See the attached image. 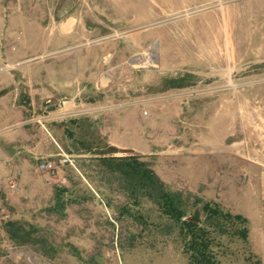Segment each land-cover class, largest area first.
Segmentation results:
<instances>
[{"label":"rangeland","instance_id":"374dc122","mask_svg":"<svg viewBox=\"0 0 264 264\" xmlns=\"http://www.w3.org/2000/svg\"><path fill=\"white\" fill-rule=\"evenodd\" d=\"M21 1L25 6L35 5L33 9H36L34 11L41 21L48 22L51 18L49 33L55 29L56 20L72 16H79L81 20L83 17L85 23L95 20L99 27L108 26V41L114 44L122 42L133 53L128 61L133 69L124 77L134 87L146 86L148 79L155 82V88L158 87L157 71L161 68L157 66V56L154 55L155 63L147 68L144 67L141 54L149 51V48H157L158 45H154L152 41L157 40L163 31L182 38L189 37L191 23L198 13H203L201 17L207 16L205 18L212 22V15H219V20H224V26L229 31H234L239 44H235L236 49L229 52V56L235 70L240 69L242 58H264V0H205V5L198 7V10H185L188 8L186 6L179 11H170L168 8L172 6H164L163 3L158 5L155 0ZM161 8L167 9L159 13L157 9ZM92 45L87 43L86 46ZM136 59L139 62L137 67H133L135 62L132 61ZM18 62L9 61L4 65ZM143 70L150 72V78L145 79L147 71L142 73ZM180 72L171 68L166 71L165 77H177ZM235 88L229 94L233 101H241L243 93L252 102L261 96L263 103L254 106L264 121V87H261L260 93L253 94L252 90L256 86L245 90L240 86ZM234 111L233 108L229 109L230 128L240 126L234 119ZM116 113L128 119L120 125L118 135H133L138 132L143 139L150 142V148L146 152L117 149L115 156L137 155L140 160L151 165L169 189L185 195L191 194L193 203L195 198L216 202L226 212L252 220L254 214L261 211L258 198L260 183H264V130L262 138L256 136L257 131L254 128L248 134L246 131L240 133V130L235 132V138L229 140L227 156L217 157L205 153V149L191 147L190 142L193 141L190 140L189 122L183 126L181 139H175L173 133L163 139L156 131L157 109L150 116H144L143 112L135 116L136 112L132 109L116 110ZM136 118L143 123L139 131L134 126ZM105 143L104 141L103 144ZM61 149L65 150L61 147L59 153ZM74 150L72 153L81 155V158L98 157L96 154L86 156ZM255 150L262 152L257 154ZM58 155L53 159H58ZM33 161L38 162V159L33 158ZM35 162H30L35 168V175L27 177L25 184L21 180L17 191L10 189V192H6L5 183L0 187V264H190L184 253L183 243L176 233L164 237L163 233L148 232L145 230L146 225L133 214H121L119 208L127 200L123 194L117 192L113 196L112 206L107 205L109 201L98 187L101 185L96 174L98 162L90 159L84 163V169L91 177L96 178L94 182L86 177L87 173L79 165V171L64 166L55 175L47 176L36 171L39 163L36 165ZM60 187L67 188L64 213L54 209L56 190ZM145 206L151 208L147 203ZM10 218L41 228L44 237L60 249L47 255L33 247L15 245L3 228L4 222ZM245 227L249 229L247 238L239 234ZM229 228L230 233L223 235L210 228L212 249L217 259L222 264H264L262 246L255 238H251L253 236L250 235V223L243 225L237 222L235 228ZM73 249H77L82 258L77 257Z\"/></svg>","mask_w":264,"mask_h":264},{"label":"crops","instance_id":"0c3cea01","mask_svg":"<svg viewBox=\"0 0 264 264\" xmlns=\"http://www.w3.org/2000/svg\"><path fill=\"white\" fill-rule=\"evenodd\" d=\"M168 1L155 0L158 5L172 6L168 8L170 11H179L186 6L185 10H198L207 2ZM34 6H25L21 0H0V67L9 61L23 63L11 71L0 68V185L6 184V192H10L9 179L16 178L21 186V180L25 184L27 177L35 175V168L30 163L35 162L33 158L38 159L36 165L53 159L61 147L68 152L76 149L86 156L99 149L146 152L150 148V142L138 132L118 135L120 125L128 119L118 116L116 111L73 118L75 121L71 123V119L51 121L47 123V132L32 122L33 117L55 111L62 103L84 101L97 106L138 101V105L128 109L134 110L135 116L143 110L150 116L157 109L159 137L166 139L173 133L175 139H181L183 126L189 122L191 147L205 149V153L217 157L227 156L229 140L235 138V132L239 130L248 134L254 128L256 136L262 138L264 121L254 106L263 103L261 96L252 102L243 93L241 101H233L229 94L236 89L235 84L255 81L258 84L251 94L261 92L264 58H242L240 71L235 70L229 52L235 51V44L239 42L234 31L224 26V20H219V15H212V22L205 18L207 16L202 18L203 13H198L191 23L189 37L182 38L165 31L159 34L157 40L152 41L157 48L148 46L149 52L157 56V66L161 68L157 71L158 87L155 88V82L148 79L151 75L147 70L142 72L147 71V85L134 87L124 77L133 69L128 63L133 53L122 42L108 41V26L99 27L95 20L85 23L83 17L81 20L79 16H72L56 20L55 29L49 33L51 18L48 22L41 21ZM87 43L93 45L86 46ZM171 68L181 71L180 75L165 77ZM220 87H224L223 90L196 94L190 101L166 98L171 93ZM230 108L235 109L234 119L240 124L235 128H230ZM136 119L134 126L139 131L143 123ZM80 146L83 149L79 150ZM259 189L262 209L254 214L253 220L247 219L251 238L261 244L264 260V183H260Z\"/></svg>","mask_w":264,"mask_h":264},{"label":"trees","instance_id":"16d2710c","mask_svg":"<svg viewBox=\"0 0 264 264\" xmlns=\"http://www.w3.org/2000/svg\"><path fill=\"white\" fill-rule=\"evenodd\" d=\"M73 121L75 120L71 119L69 123ZM86 147L93 149L92 146ZM81 149L83 148L80 146L79 150ZM116 152V148L99 149L94 152L98 157L80 158L78 161V165L83 169L87 160L98 162L96 174L103 185L98 187L109 201L107 205L112 206L115 195L120 192L127 199L119 208L121 214H133L146 225L145 230L148 232L163 233L164 237L176 233L183 243L184 253L190 264H222L213 252L210 228L221 235L229 234L230 226L235 228L237 222L245 225L249 220L241 215L226 212L216 202H205L194 197L193 203L191 194L185 195L169 189L151 165L140 160L137 155L118 157L115 156ZM84 171L88 175L86 177L94 182L96 178L91 177L87 170ZM66 191L67 188L61 187L56 190L54 209L60 213H64L67 205L64 197ZM146 203L151 208L148 209ZM3 228L9 240L17 246L33 247L47 255L60 249L44 237L41 228L33 224L10 218L4 222ZM236 232L238 231H234ZM248 233L249 229L245 227L239 234L247 238ZM73 253L82 258L77 249H73Z\"/></svg>","mask_w":264,"mask_h":264},{"label":"built area","instance_id":"2783aa9c","mask_svg":"<svg viewBox=\"0 0 264 264\" xmlns=\"http://www.w3.org/2000/svg\"><path fill=\"white\" fill-rule=\"evenodd\" d=\"M139 58V56H137ZM141 58L144 60V67H151V64L155 63L154 55L149 52L145 51L141 54ZM133 67H137V63L139 62L138 59L132 61ZM21 66V63H8L4 65L1 69L6 71H11L17 69ZM258 84L257 81L245 83V84H235L234 87H242L243 90L247 89L248 87H255ZM224 87H220L219 89L215 88H208V90H193L190 92H178V93H171L166 96L169 99H182L184 101H190L196 94H207V93H214L218 90H223ZM143 91V90H141ZM138 101H121V102H112L106 105H93L90 103H86L84 101L79 102H72L70 104L62 103L61 106L56 109L55 111H48L43 113L42 115H38L33 117L32 122L39 124L43 129L47 130V123L51 121H64L73 118L85 117V116H93L98 115L105 112L116 111V110H125L135 105H138ZM144 116H149V112L143 110ZM81 158V155L66 152L65 150L61 149V152L58 155V159H49L45 160L38 164L36 171L48 176L55 175L56 172L60 167L68 166L77 171L78 170V161ZM8 186L11 191H17L19 189V182L16 178H11L8 180ZM1 187V186H0Z\"/></svg>","mask_w":264,"mask_h":264},{"label":"bare ground","instance_id":"6f19581e","mask_svg":"<svg viewBox=\"0 0 264 264\" xmlns=\"http://www.w3.org/2000/svg\"><path fill=\"white\" fill-rule=\"evenodd\" d=\"M153 64H154V63H153ZM153 64H152V65H153ZM154 67H155V66H154Z\"/></svg>","mask_w":264,"mask_h":264}]
</instances>
